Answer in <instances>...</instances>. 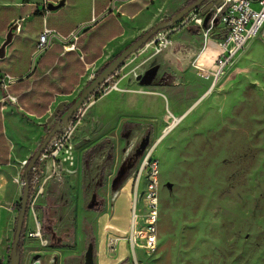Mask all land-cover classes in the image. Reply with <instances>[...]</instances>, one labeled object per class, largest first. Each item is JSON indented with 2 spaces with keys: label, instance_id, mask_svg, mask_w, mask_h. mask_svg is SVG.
Returning a JSON list of instances; mask_svg holds the SVG:
<instances>
[{
  "label": "rangeland",
  "instance_id": "rangeland-1",
  "mask_svg": "<svg viewBox=\"0 0 264 264\" xmlns=\"http://www.w3.org/2000/svg\"><path fill=\"white\" fill-rule=\"evenodd\" d=\"M193 1L154 0L138 37ZM200 18V26L173 32L161 53L142 47L130 56L112 79L121 91H99L76 114L73 159L62 151L58 172L44 164L40 175L44 191L33 213L46 245L24 229L21 264H34L35 255L39 264H53L54 256L56 264H83L90 240L94 264H264V44L251 40L208 90L221 29L212 12ZM146 136L159 200L150 254L140 242L132 251L128 228L143 155L111 189ZM145 183L141 178L138 194ZM32 201L25 219L34 228Z\"/></svg>",
  "mask_w": 264,
  "mask_h": 264
},
{
  "label": "crops",
  "instance_id": "crops-1",
  "mask_svg": "<svg viewBox=\"0 0 264 264\" xmlns=\"http://www.w3.org/2000/svg\"><path fill=\"white\" fill-rule=\"evenodd\" d=\"M60 1L0 0V46L9 29L17 27L0 59V80L12 79L6 93L0 88V264L9 260L23 161L37 149L56 115L139 36L154 2L64 0L62 7L47 9ZM44 30L51 31L49 46L33 60ZM35 217L41 223L33 213L34 228ZM25 220L24 229L34 230Z\"/></svg>",
  "mask_w": 264,
  "mask_h": 264
},
{
  "label": "built area",
  "instance_id": "built-area-1",
  "mask_svg": "<svg viewBox=\"0 0 264 264\" xmlns=\"http://www.w3.org/2000/svg\"><path fill=\"white\" fill-rule=\"evenodd\" d=\"M208 4H211L212 7L206 13H213V20L216 18L219 20V28L221 29V36L218 39L219 53L216 57L217 69L213 75L215 79L218 75H222L224 69L227 68V66L238 56L251 40L259 37L264 44V0H208L204 6ZM203 7L191 12L172 28L157 33L150 42L143 46V48L147 49L150 47L154 50L155 54H159L167 49L171 45L170 36L173 32L179 31L191 24L200 26L202 21L200 15L206 14L202 12ZM213 20L211 21V24H213ZM50 34V30H44L38 38L36 49L33 54V60H36V58L43 54L48 48ZM114 76H112V78L104 84L98 92L102 90V93L107 95L112 91H121V89L118 88V83L112 82ZM11 81V78L0 80V88L5 93ZM89 100L87 102H89ZM71 124L72 123L69 124L66 132L58 134L51 141L31 171V177L29 180V199L31 200L33 197V201L29 204V209L32 211L36 199L42 195L44 191L45 181L42 182L40 179L43 165L45 164L44 168L55 174L60 169V163L64 162L60 161L61 159H58V156L62 155V151L64 156L73 159L72 146L69 145L72 134ZM152 155L153 147L146 148L137 170L135 183L136 191L132 199L129 226V242L132 251L134 252L136 250L138 242H140V248L148 254L155 251L158 239L159 222L157 162L153 160ZM64 156L62 158H64ZM27 163L28 160L23 161L21 170L27 166ZM48 178L50 177H46L45 179L47 180ZM141 178L144 180L146 178L145 190L142 194H138V185ZM19 183L22 185L21 180ZM142 195H144L143 213L140 214L141 212L138 205ZM34 219L35 228L28 233V237L40 240L42 225L36 217ZM41 245L45 246L46 241H41Z\"/></svg>",
  "mask_w": 264,
  "mask_h": 264
},
{
  "label": "water",
  "instance_id": "water-1",
  "mask_svg": "<svg viewBox=\"0 0 264 264\" xmlns=\"http://www.w3.org/2000/svg\"><path fill=\"white\" fill-rule=\"evenodd\" d=\"M207 0H194L190 4L184 6L178 12L167 21L160 22L152 27L150 30L143 33L140 37L135 39L130 43L125 49H123L114 59L107 63L89 83L83 88L81 93L75 98L71 106L62 113L60 118L55 121L51 127L48 129V133L44 136L37 149L29 158L27 166L23 170L21 175L22 182V195L19 202V211L16 218L14 234L12 238V243L10 246L9 260L8 264H21L22 253L18 250L20 240L22 237V227L25 221L27 213V204L29 201L30 195V184L28 179V174L33 170L36 163L38 162L43 151L48 147L51 141L60 133L67 131L68 126L76 118V114L84 107L86 102L92 97L94 93H97L98 90L106 84L112 76H114L119 69L123 66L126 60L138 52L143 46L150 42L157 33L160 31L170 29L176 24H178L184 17L189 15L191 12L197 10L200 7H203ZM64 4V0H61L57 5L48 4L47 9L49 11H54ZM219 5V3H218ZM212 7L211 4H208L203 7V13H206ZM16 25L12 26L6 37L3 44L0 46V59L4 57L5 47L11 41L14 33L16 32ZM140 76H136L135 79L139 80ZM149 139L146 136L141 140L138 147L131 157H129L122 165L119 167L116 176L112 180L111 189L116 190L121 181L125 178L126 173L132 169L134 163L143 155L144 151L148 147ZM39 256L35 255L33 257L34 264H39ZM55 264V263H54ZM83 264H94V247L92 240L89 241L86 251L83 255ZM124 264V263H119Z\"/></svg>",
  "mask_w": 264,
  "mask_h": 264
},
{
  "label": "trees",
  "instance_id": "trees-1",
  "mask_svg": "<svg viewBox=\"0 0 264 264\" xmlns=\"http://www.w3.org/2000/svg\"><path fill=\"white\" fill-rule=\"evenodd\" d=\"M99 72H100V71H99ZM99 72H98L96 75H98ZM96 95H97V93H94V94H93V97L96 96ZM71 104H72V103H70V104L66 107L65 110H67V109L71 106ZM65 110H64V111H65ZM64 111H61V112H59V113L56 115L55 121H57V120L60 118V116L62 115V113H63ZM45 133H46V134L48 133V129L45 130ZM28 161H29V159H28ZM24 169H25V168H24ZM24 169H23V170H24ZM23 170L21 171V175H22V173H23ZM30 177H31V172L28 174V179H29V180H30ZM17 210L19 211V204L17 205ZM26 215H27V213H26ZM22 229H23V231H22V237H21V240H20V244H19V246H18V250H19L21 253H22V242H23V236H24V224H23Z\"/></svg>",
  "mask_w": 264,
  "mask_h": 264
},
{
  "label": "bare ground",
  "instance_id": "bare-ground-1",
  "mask_svg": "<svg viewBox=\"0 0 264 264\" xmlns=\"http://www.w3.org/2000/svg\"><path fill=\"white\" fill-rule=\"evenodd\" d=\"M203 77H206V75L205 74H203ZM219 77H220V75H218L216 78H215V80L213 81V83H212V86L214 85V86H216V82H217V80L219 79ZM177 124V119L176 118H174V120H173V122H172V127H174L175 125ZM171 127V128H172Z\"/></svg>",
  "mask_w": 264,
  "mask_h": 264
},
{
  "label": "flooded vegetation",
  "instance_id": "flooded-vegetation-1",
  "mask_svg": "<svg viewBox=\"0 0 264 264\" xmlns=\"http://www.w3.org/2000/svg\"><path fill=\"white\" fill-rule=\"evenodd\" d=\"M46 230H47L48 232H50V233L52 232L51 229H46ZM52 238H53V240L55 239V241L58 242V240L56 239V236L53 234V232H52ZM88 243H89V242H88ZM92 243H93V242H92ZM87 245H88V244H87ZM93 247H94V245H93ZM86 248H87V246H86ZM54 263H55V264L57 263V258H56L55 256L53 257V264H54Z\"/></svg>",
  "mask_w": 264,
  "mask_h": 264
}]
</instances>
